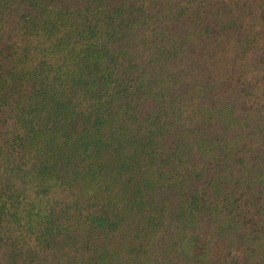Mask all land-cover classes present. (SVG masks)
Masks as SVG:
<instances>
[{
    "label": "trees",
    "instance_id": "trees-1",
    "mask_svg": "<svg viewBox=\"0 0 264 264\" xmlns=\"http://www.w3.org/2000/svg\"><path fill=\"white\" fill-rule=\"evenodd\" d=\"M0 264H264V0H0Z\"/></svg>",
    "mask_w": 264,
    "mask_h": 264
}]
</instances>
